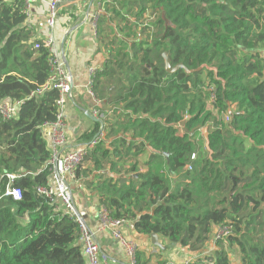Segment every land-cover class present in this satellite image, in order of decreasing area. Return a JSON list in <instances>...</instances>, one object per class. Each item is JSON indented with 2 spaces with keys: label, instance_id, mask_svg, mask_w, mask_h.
I'll use <instances>...</instances> for the list:
<instances>
[{
  "label": "trees",
  "instance_id": "obj_1",
  "mask_svg": "<svg viewBox=\"0 0 264 264\" xmlns=\"http://www.w3.org/2000/svg\"><path fill=\"white\" fill-rule=\"evenodd\" d=\"M24 7L21 0H0V102L20 101L17 117L0 116V196L6 173L18 174L12 185L21 190L19 200L0 199V264H86L79 224L37 190L49 180L46 124L55 119L58 92L28 97L47 80L49 67L46 50L34 47L38 39L25 24ZM106 11L114 25L103 29L118 26L125 37L104 44L106 68L96 71L92 90L98 97L100 78L111 82L104 93L125 112L118 123L122 137L113 150L103 140L94 145L73 178L85 160L96 169L107 162L111 170V158L147 145L148 167L136 178L106 175L95 182L109 215L135 220L138 232L190 250L202 248L218 225L232 223V233L218 244L235 245L240 264H264V0H110ZM116 42L123 45L112 50ZM163 53L171 65L209 69L168 73ZM206 125L210 157L188 135ZM164 164L182 183L171 184ZM133 172L131 164L124 173ZM213 260L237 264L222 248Z\"/></svg>",
  "mask_w": 264,
  "mask_h": 264
},
{
  "label": "crops",
  "instance_id": "obj_2",
  "mask_svg": "<svg viewBox=\"0 0 264 264\" xmlns=\"http://www.w3.org/2000/svg\"><path fill=\"white\" fill-rule=\"evenodd\" d=\"M48 1L31 0L30 2V15L26 22L33 32L32 40L43 38L48 33L46 29ZM96 6L97 0H66L60 7L54 29V38L60 50L65 36L63 44L64 57L67 63L66 68L72 77V99L65 107L67 150L90 142L98 133L97 131L100 130V123L91 114L92 109L96 106L105 112L108 117L106 120L107 125L103 130L105 147L113 150L115 146H120V142L115 139L122 137L118 123L124 118L125 112L120 104L108 101V97L112 95L107 93L113 88L111 82L106 78H100L96 88L98 97L94 95L95 98L88 93L86 87L88 67L106 68L108 57L104 44L108 41V32L103 27L108 24L114 25L107 17L109 14L102 15L99 19L100 33L97 37L96 31L94 32L92 27L91 18H86L81 13L82 9L89 8L90 11H93ZM104 91L107 92L104 93ZM110 125H114L112 133H109L111 130ZM107 133L108 136L105 138ZM124 134L126 135L123 136L128 141L129 135L126 132ZM122 150L120 151L122 152ZM151 153L147 145L140 147V150L133 147L127 156L110 159V163L115 164L112 165L111 170L107 162L102 163L100 169H96L90 160H85L79 168L78 177L68 179L78 215L94 234L101 253L107 258L104 264H136V261H138V264H174L183 259H190L191 264H214V256L220 248L227 252L231 263L237 262V264H240L239 253L235 245L228 246L225 242L218 244L212 236L202 248L190 250L178 243L172 245L168 239L157 235L158 241L161 243V246L158 247L151 243L149 235L137 231L135 220H125L119 226V230L126 238L136 243L134 263L112 230L100 227L98 213L102 205L96 191L93 189L95 182L106 175L114 178L121 176L136 178L140 172L147 169V162ZM131 164L137 168V172L125 174L124 172ZM169 178L173 179L170 180L173 185L180 181L179 178H175L174 174L169 175ZM208 258H211V260Z\"/></svg>",
  "mask_w": 264,
  "mask_h": 264
},
{
  "label": "built area",
  "instance_id": "obj_3",
  "mask_svg": "<svg viewBox=\"0 0 264 264\" xmlns=\"http://www.w3.org/2000/svg\"><path fill=\"white\" fill-rule=\"evenodd\" d=\"M25 4L24 14L26 20L30 15V2L31 0H21ZM66 0H49L47 2L46 10V24L48 33L43 37L39 38L38 42L34 45L35 48L42 46L47 52V65L49 67V76L47 80L39 85L35 90H33L28 97L37 98L43 95L47 90H56L58 96L55 100L56 105V116L54 121L47 123L48 127V148L50 156L48 159V169H49V180L45 187H38L37 190L39 193L44 194L46 197H49L52 201L56 200L59 205L63 208L66 214L71 218L75 219L79 224L81 231V245L83 247V253L86 259V264H104L107 259L101 253L98 242L96 241L94 234L86 227L82 219L78 215V211L73 199L71 189L68 184V179L73 178L74 170L82 163V160L85 154L90 151L94 145H96L100 140L104 138V126L107 115L103 112L98 106L92 109L91 114L97 119L100 123V130L98 133L91 139L90 142L84 143L74 149L67 150V136H66V112L65 107L69 100L72 99V77L70 72L65 66V57L62 50H60L56 44L54 38V29L56 26L57 16L60 13V7ZM109 0H97V6L93 11H90L89 8L86 10H81L82 15H85L86 18H91L92 27L94 32L97 29V22L99 21L102 15H107L106 4L109 3ZM149 12L146 10L145 13V22H151L153 17L149 16ZM108 16V15H107ZM126 16V15H125ZM129 19L131 17L126 16ZM25 20V24H27ZM28 26V24H27ZM261 27L264 29V14L261 19ZM120 36L118 33H116ZM150 40L153 34V29L150 27L149 30ZM98 67L90 66L87 69L88 80L86 87L88 93L95 98L92 86L94 81V75ZM20 101H10L3 100L0 102V116L3 119L9 120L17 117L18 108ZM188 118V115H184V120ZM225 121H228L225 117ZM180 124L178 125V130L180 132ZM191 137V136H190ZM195 143H199L202 140V135L200 128L196 129L192 135ZM191 160L196 158V154H191ZM188 170L192 169L191 164L186 166ZM5 177V187L3 188L4 192L0 196L2 197L11 196L14 200H19L21 198V190L18 187L13 186L14 180L19 176L15 173H6ZM0 190H2V185L0 184ZM98 220L101 228L111 229L115 237L119 242L125 247L126 252L132 259V262L135 263L136 256V243L128 238H126L122 232L119 230V226L125 220L113 219L109 212L101 207L98 213ZM233 231L232 223L221 224L215 227L212 238L215 242L219 240H224L227 238ZM174 264H191L190 259H183L181 261L175 262Z\"/></svg>",
  "mask_w": 264,
  "mask_h": 264
},
{
  "label": "water",
  "instance_id": "obj_4",
  "mask_svg": "<svg viewBox=\"0 0 264 264\" xmlns=\"http://www.w3.org/2000/svg\"><path fill=\"white\" fill-rule=\"evenodd\" d=\"M64 40H65V36L63 37V40H62V43H61V47H62L61 50H62L63 53H64V50H63ZM162 57H163V60H164L165 70L168 73H172V72L176 71L179 68L184 69V71L187 72V73L201 71L203 69H209V67L204 64V65H201L200 67H198L197 69L189 70L182 63H178V64H175V65H171V60H170L169 56L166 53H163L162 54ZM65 66H67L66 61H65ZM180 125L181 126H184V121H181L180 122ZM195 131H196L195 129L194 130H190L188 132V135L189 136H192ZM200 132H201L202 138L204 140V148L208 151L209 157H210L211 150L209 149V146H208V138H209L208 126L206 125V126L200 128ZM164 155L166 156V158H168V153H165ZM233 181H234V178H233ZM150 238H151V243L153 245L158 246V247L161 246V243L158 241L157 234L151 233Z\"/></svg>",
  "mask_w": 264,
  "mask_h": 264
},
{
  "label": "rangeland",
  "instance_id": "obj_5",
  "mask_svg": "<svg viewBox=\"0 0 264 264\" xmlns=\"http://www.w3.org/2000/svg\"><path fill=\"white\" fill-rule=\"evenodd\" d=\"M107 6H108V3L106 4V7H107ZM126 16H127V15H126ZM128 16H130V17L133 19V16H131V15H128ZM143 17L145 18V15H144ZM156 17H157V16H156ZM98 26H99V21L97 22V28H98ZM96 30H97V29H96ZM116 32H118V33L120 34V36H118V35L116 34ZM135 32H136V31H135ZM122 35L125 37L124 32L121 31V30L118 28V26H116V28H113L111 31L108 32V41L105 42V44L108 45V44H109V40H111L114 36H117L118 38H122V39L124 40V38L122 37ZM132 38H133V37H129V38H127V39H128V40H131ZM126 42H129V41H126ZM122 45H123V44H122L121 42H116V43H114L113 45H111L110 48H111L112 50H115L116 48L121 47ZM106 55L109 56L108 51H106ZM208 106H209L208 109L211 110V109H212L211 106H210V105H208ZM232 110H234V108H233ZM211 112L214 113L215 111L211 110ZM221 117H222V116H221ZM224 120H225V119H224ZM180 126H181V125H180ZM178 133L181 134V135L184 133V130H183L182 126H181V128H180V132L178 131ZM198 146H199L200 149H203V148H204V145H203V138H202V140H200V142L198 143ZM84 160H85V159H84ZM156 166H157V169H158V168H159V164L156 163ZM161 171H162L163 174L168 175V177H169V175H171L170 173L167 172V168L165 167V164L163 165ZM170 180H173V179H170ZM252 227H253V230H252L253 234H256V233L258 232V227H257L256 225H254V226H252ZM221 242H223V241H221Z\"/></svg>",
  "mask_w": 264,
  "mask_h": 264
}]
</instances>
